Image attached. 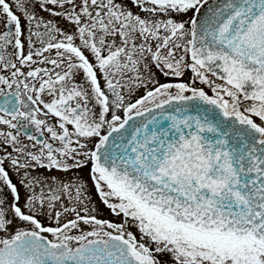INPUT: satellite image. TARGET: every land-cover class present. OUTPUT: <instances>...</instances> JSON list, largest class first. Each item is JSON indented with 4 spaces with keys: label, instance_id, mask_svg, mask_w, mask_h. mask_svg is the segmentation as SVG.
I'll list each match as a JSON object with an SVG mask.
<instances>
[{
    "label": "snow or ice",
    "instance_id": "6c2138e0",
    "mask_svg": "<svg viewBox=\"0 0 264 264\" xmlns=\"http://www.w3.org/2000/svg\"><path fill=\"white\" fill-rule=\"evenodd\" d=\"M0 264H264V0H0Z\"/></svg>",
    "mask_w": 264,
    "mask_h": 264
}]
</instances>
